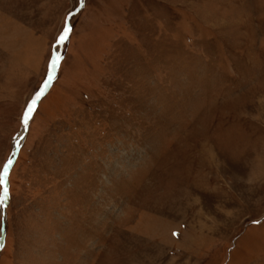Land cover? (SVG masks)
Wrapping results in <instances>:
<instances>
[{"label": "rangeland", "instance_id": "1", "mask_svg": "<svg viewBox=\"0 0 264 264\" xmlns=\"http://www.w3.org/2000/svg\"><path fill=\"white\" fill-rule=\"evenodd\" d=\"M15 148L0 264H264V0H0Z\"/></svg>", "mask_w": 264, "mask_h": 264}, {"label": "snow or ice", "instance_id": "2", "mask_svg": "<svg viewBox=\"0 0 264 264\" xmlns=\"http://www.w3.org/2000/svg\"><path fill=\"white\" fill-rule=\"evenodd\" d=\"M72 32V26L70 22H66L65 27L63 29L62 34L60 35L57 43L63 44L65 41H67L70 38V33ZM65 57L62 56L58 51H54L52 54V58L50 60V72L47 76V79L44 81L43 86L39 89V91L35 94L34 98L30 101L25 116H27L26 123L24 122L25 126L28 125L30 118H32L34 111L36 110L37 101L40 100L45 95V90L48 87L49 83H51L54 79H56L55 75V69L59 68L61 66V63ZM35 102V108L31 110L29 114V109L31 108V105ZM13 165V159L9 158L4 167L3 170L0 171V189H2V192H0V211L6 209L7 202L10 196V189H9V169ZM3 245H0V248H2Z\"/></svg>", "mask_w": 264, "mask_h": 264}, {"label": "bare ground", "instance_id": "3", "mask_svg": "<svg viewBox=\"0 0 264 264\" xmlns=\"http://www.w3.org/2000/svg\"><path fill=\"white\" fill-rule=\"evenodd\" d=\"M55 51H57V49L55 50ZM26 121H27V118H25V123H26ZM24 126H25V124H24ZM24 136V130H23V132L22 133H20L16 138H15V140H14V146L15 147H18V145H19V143H20V141H21V139H22V137ZM18 149V148H17Z\"/></svg>", "mask_w": 264, "mask_h": 264}, {"label": "water", "instance_id": "4", "mask_svg": "<svg viewBox=\"0 0 264 264\" xmlns=\"http://www.w3.org/2000/svg\"><path fill=\"white\" fill-rule=\"evenodd\" d=\"M16 153H17V148H15V150H14V153H13V155H12V158L11 159H14V157L16 156ZM2 171V170H1Z\"/></svg>", "mask_w": 264, "mask_h": 264}]
</instances>
